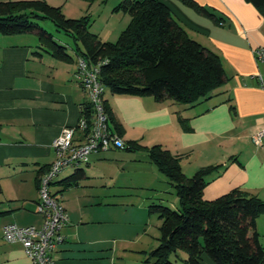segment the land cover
I'll return each instance as SVG.
<instances>
[{"label":"crops","instance_id":"1","mask_svg":"<svg viewBox=\"0 0 264 264\" xmlns=\"http://www.w3.org/2000/svg\"><path fill=\"white\" fill-rule=\"evenodd\" d=\"M162 1L192 38L220 55L226 81L195 105L159 102L152 96L105 95L123 129L121 136L127 143L136 142V148L93 152L89 162L78 167L87 178L92 174L86 168L104 171L113 165L125 173L135 166L147 182L142 184L156 191L155 180L161 176L147 148L160 144L180 157L187 175L216 166L207 176L206 199L235 188L264 199V146H256L252 139L264 125V82L259 79L262 75L264 80V61L258 63L254 56L256 48L264 47V8L246 0H195L213 10L216 18L183 0ZM34 39L29 34L0 33V182L1 193L7 192L1 196L0 211L8 212L1 218V229L9 223L42 225L43 217L36 210L40 176L55 159L53 141L63 127L78 123L88 101L76 77L78 58L53 56ZM78 167L61 172L52 187L69 214L58 264H152L150 253L158 246L160 234L153 242L141 233L133 235V219L120 225L117 219L93 217L85 208L65 204L70 189H84L82 178L63 190L61 181ZM6 178L13 190L3 183ZM165 183V191H171L172 184ZM257 227L262 238L264 214L258 217ZM202 262L218 264L208 254H203ZM0 264H29L23 244L6 241L2 232Z\"/></svg>","mask_w":264,"mask_h":264},{"label":"trees","instance_id":"2","mask_svg":"<svg viewBox=\"0 0 264 264\" xmlns=\"http://www.w3.org/2000/svg\"><path fill=\"white\" fill-rule=\"evenodd\" d=\"M183 1L217 18L213 10L195 0ZM246 1L264 8V0ZM115 9L131 15L115 42L104 41L90 31L86 16L69 18L60 6L46 0L0 1V33H32L40 49L72 59L67 43L56 40L53 33L37 22L51 20L58 31L72 38L77 58L82 57L90 68L99 67L105 94L109 89L117 95L152 96L159 102L174 100L195 105L226 81L220 55L192 38L164 1L122 0ZM104 105L109 127L121 136L123 129L115 121L106 98ZM90 108L88 100L82 112L90 114ZM135 143L126 142L124 149H135ZM147 153L179 199V209L162 203L149 206L162 220L159 244L150 253L152 264H203V254L218 264H264V247L257 227L258 217L264 214V199L240 188L206 199L207 176L216 166L202 167L187 175L180 157L162 145L147 148ZM84 177V169L78 167L61 181L63 190L77 185ZM7 213L0 211V221Z\"/></svg>","mask_w":264,"mask_h":264},{"label":"rangeland","instance_id":"3","mask_svg":"<svg viewBox=\"0 0 264 264\" xmlns=\"http://www.w3.org/2000/svg\"><path fill=\"white\" fill-rule=\"evenodd\" d=\"M46 1L51 5L60 6L63 13L69 18H81L86 16L89 20L90 31L98 34L104 41H117L120 33L127 27L131 19L129 13L115 9L122 0ZM37 22L40 26L53 33L56 40H59L61 43L62 41L67 43V50L72 55V58L75 59L77 57L72 48H70L75 46L71 37L58 31L51 20L38 19ZM29 35L34 36V40L38 41L36 35L32 33H29ZM105 95L110 97L113 94L107 89ZM86 169L88 173L92 175L81 180L84 189H70L64 196L65 204L67 206L70 205L73 208H85V210L89 211L90 215L93 217H108L113 219V221L114 219H117V222L120 225H124L123 223L127 220L133 219V221L136 222L135 228H131L133 235L141 233L142 237H147L155 242V235L160 234L162 220L158 213L150 211L147 204L148 201H150V204L162 202V204L173 209H179V199L176 195V191L172 187L170 189L171 191H165V181L167 184H169L170 181L159 167H157L156 170L161 177L155 180V183L158 186V190L156 191H152L149 186L142 184L147 182L141 179L139 169L135 166H131V168L127 169L125 173H120L119 169L113 165L106 166L104 171L100 168L93 171L90 170V168ZM71 171H74L72 166L65 169L60 175L70 173ZM146 172H148V170H146ZM111 175H113V179L111 178ZM8 178H6L3 183L6 182L10 185L9 188L12 189V183ZM164 178H166V180ZM6 193L7 192H0V199L1 196H5ZM9 193V195H14L13 193L15 192L9 191ZM13 201H19V199L14 198ZM111 223L113 222L108 224ZM145 228L148 234L145 233ZM1 232L2 229L0 228V233ZM261 239L264 247V236H262Z\"/></svg>","mask_w":264,"mask_h":264},{"label":"built area","instance_id":"4","mask_svg":"<svg viewBox=\"0 0 264 264\" xmlns=\"http://www.w3.org/2000/svg\"><path fill=\"white\" fill-rule=\"evenodd\" d=\"M256 62L264 61V47L254 51ZM77 80L88 94L90 114L82 112L75 125L63 127L53 141L55 159L42 172L39 179L37 212L43 223L21 226L9 223L2 227V237L9 242H21L29 258V264H58L57 251L65 241L63 227L69 221V214L61 199L52 190L58 175L68 167L87 164L93 152L112 147L124 149L126 141L109 127V118L104 105L105 87L99 78V67L90 68L78 57ZM263 84L262 75H259ZM256 146H264V125L252 135Z\"/></svg>","mask_w":264,"mask_h":264}]
</instances>
